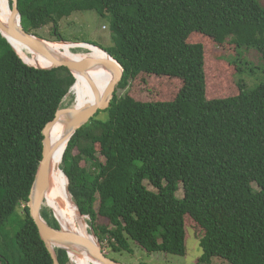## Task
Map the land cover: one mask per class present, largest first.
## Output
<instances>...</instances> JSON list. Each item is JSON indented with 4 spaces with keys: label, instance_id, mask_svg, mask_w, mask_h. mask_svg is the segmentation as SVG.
I'll use <instances>...</instances> for the list:
<instances>
[{
    "label": "trees",
    "instance_id": "trees-1",
    "mask_svg": "<svg viewBox=\"0 0 264 264\" xmlns=\"http://www.w3.org/2000/svg\"><path fill=\"white\" fill-rule=\"evenodd\" d=\"M18 2L25 30L40 38L51 26L61 41L60 23L78 12L110 19L112 45L82 43L117 60L123 80L110 108L70 140L61 166L104 250L133 254L135 244L186 256L191 227L202 251L196 264H264V80L250 89L239 78L237 94L215 98L206 45L254 49L264 61L259 1ZM19 55L0 33V264H54L28 203L43 130L77 79ZM229 62L242 74L239 61ZM143 84L158 99H139ZM170 86L172 98L162 99ZM128 88L137 94L119 95ZM42 215L60 229L50 209ZM56 252L70 264L66 250Z\"/></svg>",
    "mask_w": 264,
    "mask_h": 264
},
{
    "label": "water",
    "instance_id": "water-1",
    "mask_svg": "<svg viewBox=\"0 0 264 264\" xmlns=\"http://www.w3.org/2000/svg\"><path fill=\"white\" fill-rule=\"evenodd\" d=\"M10 2L11 15L8 20L5 22L0 16L1 35L9 42L18 55L19 47H22L25 50L27 49L30 55L35 56L36 59H40L48 63L50 67L42 68L34 65L30 66L36 67L37 69L46 70H51L58 67H66L75 75L76 79L77 76L89 77L90 73L95 69H104L109 71L113 76L103 95H101L100 91L95 88V100L92 104H85L81 107H77L75 105L62 107L56 113L55 118L44 128L42 159L31 188L28 207L30 210V215L38 228L40 237L45 243L54 264H61L56 249L66 250L71 261H73L71 258L72 256H85L92 259L96 264H122L110 258L106 254L103 245L100 243L92 226L90 230V235H92L91 237L76 230L65 229L54 214V217L60 225V229H56L43 218L42 211L46 201L47 193L51 187L52 159L54 153L50 138L51 131L56 126H62L63 140H65L68 145L76 132L89 123L100 110L104 111L110 108L112 101L115 99L117 87L123 80L124 69L117 60H115L108 52L101 48L100 50L107 55V58L105 59L90 55L80 58H73L56 52L50 47V41L40 38L36 34L29 33L25 30L22 24L18 0H10ZM61 42L69 43L63 40H61ZM20 58L24 61L21 56ZM64 175L66 176L65 173ZM76 206L80 216L82 218L87 217L83 215L77 204Z\"/></svg>",
    "mask_w": 264,
    "mask_h": 264
},
{
    "label": "rangeland",
    "instance_id": "rangeland-1",
    "mask_svg": "<svg viewBox=\"0 0 264 264\" xmlns=\"http://www.w3.org/2000/svg\"><path fill=\"white\" fill-rule=\"evenodd\" d=\"M260 5L264 7V0H258ZM60 35L61 39L69 43L82 44V42H89L98 44L103 48L112 45L111 40V30H110V19L108 17H101L96 12H78L73 14L70 18L63 20L60 23ZM39 36L50 42H61L56 39V36L52 34V27L47 26L38 32ZM84 44V43H83ZM208 49V66L210 71H208L209 76H212L213 80L210 81L211 94L215 98L224 97L232 94H237L238 79H242L246 82L250 89H255L264 80V61L262 56L254 49L239 48L234 49L233 47L222 48L221 46H213L207 43ZM81 47H75L72 52L75 55L84 57L89 53H93L94 50L84 49ZM21 55V54H20ZM222 56V58L220 57ZM21 57L30 65H33L30 60L21 55ZM220 58L221 60H219ZM217 60H219L217 62ZM222 61V62H221ZM231 61H239L242 74L238 75L235 66L231 65ZM228 62L230 64H228ZM111 79V75H108ZM175 86H170L167 89L163 88L160 95L162 99H171V91ZM142 97H138L141 100L155 99L158 96L154 91L149 90V86L143 84V86L138 85L136 88ZM127 92L130 94H137L134 89L128 88L127 90L119 91V95H124ZM139 95V96H140ZM158 99V98H157ZM75 97L71 91L69 95L65 98L63 102V107L74 106ZM63 161V160H62ZM63 165L61 162L60 166ZM62 170V169H61ZM178 196L183 197V189L181 187ZM44 208L52 210L46 203ZM57 217V216H56ZM58 218V217H57ZM85 220V225L82 227L81 223L77 222L72 228L84 230L85 232H90L91 225L89 224L90 219L88 217L83 218ZM63 226V222L58 218ZM189 229L188 238V253L186 256H175L170 254H147L140 247L132 244L134 253H115L111 249H105L106 254L122 264H196L197 260L202 254L200 248V241L198 239V231ZM73 261L70 264H79L78 259L71 257ZM212 264H228L221 259L214 258Z\"/></svg>",
    "mask_w": 264,
    "mask_h": 264
},
{
    "label": "bare ground",
    "instance_id": "bare-ground-1",
    "mask_svg": "<svg viewBox=\"0 0 264 264\" xmlns=\"http://www.w3.org/2000/svg\"><path fill=\"white\" fill-rule=\"evenodd\" d=\"M11 15L10 0H0V16L3 21H7ZM50 47L56 52L73 58H80L81 56L75 55L71 49L81 47L84 49L94 50L93 53L88 55L105 59L107 55L100 50L99 47H94L88 44L77 43H49ZM80 48V49H81ZM18 53L27 57L34 66L42 68H49V64L36 59L35 56L30 55L29 51L19 47ZM108 75L112 74L104 69H95L89 77L77 76V82L72 89L75 97L74 105L77 107L84 106L85 104L93 103L95 100V88L103 95L108 84L112 80ZM113 77V76H112ZM51 145L54 149L52 159V172H51V187L46 196L47 205L54 210L55 215L63 222L65 229L76 230L84 235L91 236L89 232L72 228L77 222L81 223L82 227L85 225V220L80 216L77 206L69 192L68 180L61 170V162L67 142L63 140V127L56 126L51 131ZM78 259L79 264H96L92 259L85 256H72Z\"/></svg>",
    "mask_w": 264,
    "mask_h": 264
}]
</instances>
